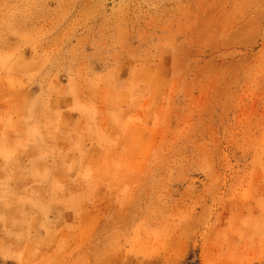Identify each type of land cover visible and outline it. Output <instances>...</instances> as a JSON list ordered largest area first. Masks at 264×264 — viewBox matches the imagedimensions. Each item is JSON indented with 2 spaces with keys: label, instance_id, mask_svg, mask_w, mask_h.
Returning <instances> with one entry per match:
<instances>
[{
  "label": "rangeland",
  "instance_id": "1",
  "mask_svg": "<svg viewBox=\"0 0 264 264\" xmlns=\"http://www.w3.org/2000/svg\"><path fill=\"white\" fill-rule=\"evenodd\" d=\"M0 264H264V0H0Z\"/></svg>",
  "mask_w": 264,
  "mask_h": 264
}]
</instances>
